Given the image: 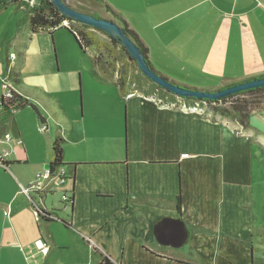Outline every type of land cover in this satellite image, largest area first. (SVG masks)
<instances>
[{"label": "crops", "instance_id": "0c3cea01", "mask_svg": "<svg viewBox=\"0 0 264 264\" xmlns=\"http://www.w3.org/2000/svg\"><path fill=\"white\" fill-rule=\"evenodd\" d=\"M99 1L179 85L217 91L264 76V0ZM54 34L27 24L3 47L20 82L10 86L43 123L30 106L0 118L10 136L0 135V264H264V110L244 130L121 97L76 44L85 80L78 68L60 76ZM56 138L67 180L38 197L31 187Z\"/></svg>", "mask_w": 264, "mask_h": 264}, {"label": "trees", "instance_id": "16d2710c", "mask_svg": "<svg viewBox=\"0 0 264 264\" xmlns=\"http://www.w3.org/2000/svg\"><path fill=\"white\" fill-rule=\"evenodd\" d=\"M3 1L5 0H0V3L4 4ZM37 4L38 5L34 8L26 9L28 14V26L32 34L53 35L58 30H66L69 35H71V37L74 39L77 44V47L81 50L83 54H87L85 51V49L87 48L94 47L97 51H99L100 47H103L102 44L96 42L86 32V30L93 28L78 24L68 18H65L64 16L58 13L56 8L52 6L49 0H37ZM104 6L106 7V9H108V12L111 17L115 21L120 23L121 26L119 27L122 28L125 36H127L131 41H133V43H135V45L138 47L144 59L147 61L149 68L153 70L156 74L161 76L165 81L174 85H179L173 82L172 80L160 75L153 69V67L148 61L147 48L141 42L137 34L129 29L126 21L122 17L113 12L112 9H110L107 5ZM90 15L96 18H100L95 14ZM63 21H68L69 23H71V28H58V26L61 25ZM74 33H76V35ZM105 36L109 41L110 48L114 47L118 49L120 55L124 54L127 57V59L121 63V66L118 68V70L112 63H106L104 65L101 63V59H99L98 57L93 55L88 56L91 65L95 69V71L103 79L107 80L108 82H111L114 85L119 96L126 97L128 95L142 92L140 91L141 89H143L148 84H152L149 80L142 76L138 69H136L135 62L129 59L126 51L120 46L119 42L114 38H110L107 35ZM106 52L107 58L110 59L113 55L108 53V50H106ZM259 78L262 79L264 78V76H260ZM6 79H8L9 83L11 84L20 85L18 75L12 71L9 65H7L6 68ZM153 87L157 91H164L158 86L154 85ZM182 87L197 90L195 88H190L187 86ZM165 93L171 97L170 93L166 91ZM186 100H193L194 102L204 101L208 104L210 108L209 110L212 112L213 116H220L226 118L239 125L242 129L246 130L249 128V117L251 113L255 111L264 110V88L241 92L239 94L231 95L220 101L194 100L191 98H186ZM26 106H30L35 111L37 117L41 120V123H43V120L39 115L38 110L32 104H29L26 99H23L14 90L10 91V95L8 97H0V118L10 115L17 110L25 108ZM61 143L62 140L60 138H56L51 147V162L48 164L49 173L51 175H54L58 171V169L63 168V154ZM40 218L45 221H48L50 219V214L43 210L41 211ZM100 264L112 263L108 258H103Z\"/></svg>", "mask_w": 264, "mask_h": 264}, {"label": "rangeland", "instance_id": "374dc122", "mask_svg": "<svg viewBox=\"0 0 264 264\" xmlns=\"http://www.w3.org/2000/svg\"><path fill=\"white\" fill-rule=\"evenodd\" d=\"M62 1L68 7H70L71 9L75 11L88 14V15L95 14L100 18L111 20L115 22L118 26H121L120 23H118L111 17V15L108 12V9H106V7L103 4H101L99 0H62ZM3 3L4 4L0 3V95L1 96H3L5 93L4 84L6 80L5 61L7 59L3 51L4 44H6L11 39V35H13V33L15 32L16 27L20 30H25L28 24V14H27L26 9H31L38 5L37 0H5L3 1ZM70 27H71V23H70ZM86 32L96 42H99L103 46V47H100L99 51H97L96 48L94 47L87 48L85 50L86 53L89 56L93 55V56L98 57L99 59H101V63L104 65L106 63L114 64L115 68L118 70V68L121 66V63L125 61L127 57L124 54L120 55L118 52V49L114 47L110 48L107 37L103 35L101 32L94 30V29H88L86 30ZM54 35L55 36H53V41L51 42L52 43L51 46H52V51H54L52 52V61H53V65L55 69L58 68L59 70V65H60V73H59L60 76L68 77L70 76L74 68H78L79 71L82 73L83 78L85 80V76L87 75L84 72L85 68L83 64H88V58L87 57H81V58L76 57L77 59L74 58L71 48H72V44L74 46L76 42L66 30H58L55 32ZM106 50H108V53L113 55L110 59L107 58ZM7 53L9 55L10 52H7ZM152 84H148L143 89H141L140 91L142 92H139V94H141L144 98L154 97L155 100H162L163 102L180 101L188 105H192L194 103L193 100H186L183 98L176 97L172 94H170L171 95L170 97L165 93L166 90L163 89L164 90L163 92L159 90L157 91L153 87L154 84L153 85ZM84 91H86L85 85H84ZM207 108L208 110L210 109L208 105H207ZM208 110L206 109L207 112H209ZM208 116L209 117L213 116L212 112ZM0 131H1V128H0ZM1 133L2 132H0V135ZM4 137H5V134H3V138ZM0 142L3 143L2 140ZM262 171L264 173V162L262 166ZM262 224L264 225L263 220H262Z\"/></svg>", "mask_w": 264, "mask_h": 264}, {"label": "water", "instance_id": "95a60500", "mask_svg": "<svg viewBox=\"0 0 264 264\" xmlns=\"http://www.w3.org/2000/svg\"><path fill=\"white\" fill-rule=\"evenodd\" d=\"M49 1L52 6L56 8L58 13L65 18H68L78 24L91 27L110 38L116 39L120 46L126 51L129 59L135 62V66L140 71L142 76L154 85L166 90L176 97L183 99L191 98L194 100L220 101L241 92L264 88V78H253L232 86H227L217 91L192 90L179 85L171 84L149 68L147 61L144 59L138 47L135 43H133V41L125 36L122 28L115 22L75 11L68 7L62 0ZM44 170H49V165H45Z\"/></svg>", "mask_w": 264, "mask_h": 264}, {"label": "built area", "instance_id": "2783aa9c", "mask_svg": "<svg viewBox=\"0 0 264 264\" xmlns=\"http://www.w3.org/2000/svg\"><path fill=\"white\" fill-rule=\"evenodd\" d=\"M58 28L70 29L71 27H70V23L68 21H63L61 23V25L58 26ZM50 30H52V29H50ZM74 34L76 35V33H74ZM13 60H14V55H10L9 56V63H10L9 67L10 68H11V62ZM4 89H5V93L3 96L8 97L10 95V91L13 90L12 87L10 86L8 79L5 80ZM146 100L153 102L155 105L159 106L160 108L177 111V112H181L184 114H191V115H195V116H208L211 113V111L208 110V108H207L208 104L204 101L194 102L192 105H188V104H185L184 102H180V101L163 102L162 100H155L154 97L146 98ZM206 109L209 112H207ZM45 129L46 128H45L44 124L40 125L38 128L40 133L44 132ZM4 140L6 142L10 141V136L5 135ZM5 156H6V153L0 154V166L1 167H6L5 162H3V157H5ZM52 180L58 181L60 186L65 185L67 179L64 176L63 169H58V171L54 175H51L49 173V170L43 169L42 172H40L36 175V180H35L36 183H34V186L31 188H32V190H34L36 192L37 196L39 197L43 192H45V190L48 188V184H50V182ZM23 193L28 196L30 193V188L24 189ZM63 198L65 200L70 199L67 196H64ZM32 206H33V210H34L36 216H38L40 218L41 211H43V209L40 208L37 203H32ZM42 252L45 254L46 249L43 248Z\"/></svg>", "mask_w": 264, "mask_h": 264}]
</instances>
